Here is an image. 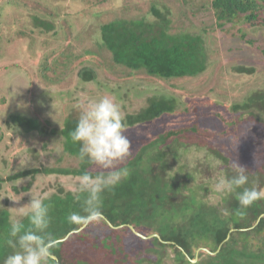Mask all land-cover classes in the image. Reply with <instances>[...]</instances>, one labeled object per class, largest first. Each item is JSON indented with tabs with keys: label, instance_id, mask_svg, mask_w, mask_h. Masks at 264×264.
<instances>
[{
	"label": "trees",
	"instance_id": "16d2710c",
	"mask_svg": "<svg viewBox=\"0 0 264 264\" xmlns=\"http://www.w3.org/2000/svg\"><path fill=\"white\" fill-rule=\"evenodd\" d=\"M28 1L8 0V3L13 9H28ZM116 1H90L93 9L98 8L95 16L102 19L98 40L101 43L98 51L102 52L98 64L79 69V78L85 84L98 81L100 76L97 69L103 68L104 73L123 79L140 76L139 86H144L145 81L151 84L161 81L169 87L183 90L186 84L181 82L196 79L197 87L212 64L210 31L228 32L230 28L237 27L238 34L246 39V27L264 29V0H134L130 3L137 7H130L127 0H123L124 4L119 8ZM29 11L35 27L44 32L53 28L54 23L48 16L32 9ZM200 13L213 16L214 23L209 29L200 28L204 23ZM21 19L13 13L3 23L5 20L0 16V32L10 30ZM16 33L21 36L27 34L28 29L22 26ZM1 42H4L3 37ZM248 42L254 44L253 40ZM261 53L264 57V47ZM257 71L256 67L238 68L245 78L255 75ZM40 74L45 75L44 71ZM99 84V89L101 86L107 89L106 85ZM257 85L258 90L250 89L242 103L233 106L236 114L224 119L226 128L221 131L201 127L196 115L193 123L192 120L185 125H175L174 121L166 126L163 123L148 135L150 124L154 125L155 121L175 114L181 105L185 106L186 114L192 113L189 103H182L173 94L171 97H151L137 112L123 116L124 130L131 131L135 136L128 138L131 143L130 155L118 162L116 168L126 169L128 175L102 193L104 218L100 222L83 228L82 224L67 221L70 212L81 211L82 198L77 199L81 195L79 189L72 191L59 186L56 191L45 193L40 198L50 206L48 231L63 240L56 251L59 264H69L67 250L89 241L93 249H103L118 256L123 249L121 245L125 236L128 232L133 233L129 226L147 236L156 235L152 240L161 247L168 244L177 248L176 264H192L190 259H195L196 252L203 249L215 255L206 254L204 258L201 252L203 259L196 264H264V198L246 208H242L237 200V194L244 188L255 187L264 191V164L248 166L242 153H237L224 140L231 136L244 138L250 123L257 129L255 135L264 139V80ZM189 86L192 88L194 84ZM134 88L140 87L133 83L125 94L134 93ZM114 94L121 101L123 95L118 89L115 88ZM140 95L139 92L136 94ZM38 104L41 102L38 101ZM33 114L14 113L4 122L10 130L20 128L27 134H46L44 125L35 116L36 112ZM79 115V107L72 109L59 131L63 139L61 154L57 158L60 166L56 162L51 166L40 163L38 167L22 169L7 176L0 173V191L6 184H14L12 189L17 196L30 192L40 176L78 178L84 171H89L93 176L107 175L110 170L97 169L95 165L77 158L79 144L72 141L71 133ZM183 120L177 119V122ZM138 127H142L143 131H138ZM57 134L53 131L52 138ZM2 140L0 138V142ZM41 141V148L45 150L50 141L46 142L45 138H41ZM41 151L31 149L29 155L36 162ZM198 152L203 155L200 156L203 164L197 161L198 164L193 166L190 156ZM65 158L73 159L77 165H61ZM216 160L221 163L217 165ZM233 163L247 171L248 183L229 193L220 204L223 205L222 209L205 202L203 195L211 190L212 185L201 179L198 171L204 168L209 177L217 172L219 176L231 178L236 175ZM18 182L24 183L23 186H16ZM225 209L228 215H224ZM30 214L31 211L16 213L9 204H0V264L18 250L7 243L11 224L21 222L27 227ZM96 229L108 230V233L101 239L103 234L95 233ZM136 260L138 264H149L144 258Z\"/></svg>",
	"mask_w": 264,
	"mask_h": 264
},
{
	"label": "rangeland",
	"instance_id": "374dc122",
	"mask_svg": "<svg viewBox=\"0 0 264 264\" xmlns=\"http://www.w3.org/2000/svg\"><path fill=\"white\" fill-rule=\"evenodd\" d=\"M17 1L22 2V0ZM90 1L30 0L28 1L29 6H26L28 9L22 5L23 9L20 7L13 9L8 0H0V16L3 21L5 20L3 23H6V18L13 13L22 18L10 30L0 32V138H3L0 142V173L3 176L22 169L38 167L40 163L51 166L56 162L60 166L57 158L61 154L63 139L59 131L64 127L65 119L71 110L78 107L81 110V106L90 100L108 96L119 105L122 116H125L133 111L137 112L151 97L163 95L171 97L173 94L181 99L182 103H189L192 113L186 114L185 106L181 105L175 114L155 121L154 125L150 124L148 135L156 129V126L163 123L165 126L171 121H174L175 125H185L190 120L193 123L196 115L201 127L210 128L216 132L226 128L224 119L235 116L236 111L233 106L241 104L247 92L250 89H256L257 84L264 80V57L261 53V48L264 47V29L253 30L246 27L248 35L246 39H242L236 27L230 28L228 32H209V38H211L209 52L212 64L201 78L202 80L198 82L197 87L195 86L197 85L196 79L187 82H181V80V83L186 84L183 90L169 87L167 83L161 81L152 82V84L145 81L144 86H139L140 76L123 79L114 77L110 73H104L103 68L97 69L100 76L98 81L85 84L79 78V69L82 66L92 67L98 64L102 52L98 51L100 48L98 45H101L98 40H100L99 28L102 19L95 16L98 8L93 9ZM132 1L134 0H127V5L137 7L134 3L130 4ZM116 4L119 8L124 3L123 0H117ZM29 9L48 16L49 20L54 23L53 28L44 32L35 27ZM204 14L200 13L202 22H204L200 28L209 29L214 23V18L212 15ZM22 26L28 29V33L20 36L16 30ZM2 37L4 42H1ZM249 40H253L254 44L251 45ZM241 66L256 67L258 71L255 75L245 78L242 73L238 72ZM43 71L45 75L41 76L40 72ZM99 83L106 85L107 89L104 90L102 86L99 89ZM133 83L140 88H134V93L125 94L128 92V86L130 87ZM190 84H194V87L191 88ZM115 88L123 95L121 101L114 94ZM101 91L104 92L101 93ZM138 92L141 93L140 96H136ZM38 101L41 102L40 105ZM32 112H36L35 116L44 125L46 134L38 135L36 132L27 134L20 128L10 130L4 122L11 114L23 113L32 116L34 115ZM182 118H184L183 122L178 123L177 119ZM248 127L244 138L231 136L224 140H227L237 153H242L245 164L254 167L255 164H264V139L255 135L257 129L252 123ZM146 128L145 126L144 129ZM53 131L58 133L55 138H52ZM128 131L124 130L123 134L127 138H133L135 135ZM138 131L142 132V127H138ZM41 138H45L46 142L50 141L45 150L41 148ZM31 149L39 151L42 149L39 161L35 162L30 157ZM201 155L198 152L190 156L194 162L193 166L198 164L197 161L203 164ZM61 165L69 167L77 165V162L65 158ZM96 168L107 170L99 166ZM198 172L201 179H205L211 185L220 174L215 172L209 177L204 168ZM23 184L18 182L16 186L20 188ZM13 185L6 184L0 191V204H9L13 212L25 214L31 211L28 206L31 199H40L45 193L56 191L59 186L72 191L79 189L78 179L66 176H40L35 188L19 196L14 194ZM228 194L218 195L211 186V190L203 195V200L210 205H218L222 209L223 205L220 204ZM131 231L132 234L128 232V236H125L121 245L123 249L120 250L118 256L103 249H93L89 241L82 246L81 244L76 245L75 249L67 250L69 264H138L136 259L139 258L140 260L144 258L149 264L177 263V248L169 245L161 247L152 240L156 235L147 236L138 232L146 237L143 239L133 230ZM99 232V235L103 234L102 239L107 235L108 230H95V233ZM97 238L99 242L100 236ZM201 252L204 258L207 257L206 254L215 255L207 249L199 250L196 254L200 255ZM202 259L201 257L199 261Z\"/></svg>",
	"mask_w": 264,
	"mask_h": 264
},
{
	"label": "clouds",
	"instance_id": "9594fccd",
	"mask_svg": "<svg viewBox=\"0 0 264 264\" xmlns=\"http://www.w3.org/2000/svg\"><path fill=\"white\" fill-rule=\"evenodd\" d=\"M124 118L117 103L108 96L90 100L81 106L79 119L71 133L72 141L79 144L78 159L90 165L110 170L105 176H93L84 171L77 179L82 198L81 211L70 212L67 221L87 226L100 222L103 217L102 193L113 188L128 175L126 169L116 168L118 162L130 155L131 143L124 133ZM217 165L221 161H215ZM236 175L227 178L219 176L212 188L218 195L235 192L248 183L246 170L233 163ZM264 198V191L255 187L244 188L237 194V200L242 208L252 205ZM31 214L27 217L28 226L21 222L12 223L8 233L7 243L17 251L8 255L3 264H59L56 255L61 238L48 231L51 217L50 206L41 199H31L28 205ZM228 215V210H224Z\"/></svg>",
	"mask_w": 264,
	"mask_h": 264
},
{
	"label": "flooded vegetation",
	"instance_id": "af4514ba",
	"mask_svg": "<svg viewBox=\"0 0 264 264\" xmlns=\"http://www.w3.org/2000/svg\"><path fill=\"white\" fill-rule=\"evenodd\" d=\"M168 245V244H167ZM204 250V249H203ZM208 250V249H207ZM199 251V250H198ZM218 251H219V249H218ZM217 251V252H218ZM201 259V257H200V255H198V254H196V257H195V259H190V262L192 263V264H196V263H198V261Z\"/></svg>",
	"mask_w": 264,
	"mask_h": 264
},
{
	"label": "water",
	"instance_id": "95a60500",
	"mask_svg": "<svg viewBox=\"0 0 264 264\" xmlns=\"http://www.w3.org/2000/svg\"><path fill=\"white\" fill-rule=\"evenodd\" d=\"M84 227H86V226H84ZM84 227H83V228H84ZM129 227H130L131 230H133V231L136 233L137 236H139V237H141V238H143V239L146 238L144 235H141V234H139L138 232H136L135 229H134V227H132V226H129ZM62 241H63V240H62Z\"/></svg>",
	"mask_w": 264,
	"mask_h": 264
}]
</instances>
